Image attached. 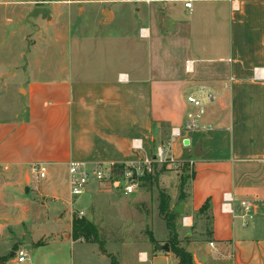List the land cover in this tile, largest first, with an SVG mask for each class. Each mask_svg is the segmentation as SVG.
<instances>
[{"label":"crops","instance_id":"crops-1","mask_svg":"<svg viewBox=\"0 0 264 264\" xmlns=\"http://www.w3.org/2000/svg\"><path fill=\"white\" fill-rule=\"evenodd\" d=\"M147 3L133 10L136 22L128 31L125 55L115 51L98 57L105 43L77 46L65 40L63 47L51 42L49 64L29 57L37 45L27 53L21 48L24 61L17 64L15 38L22 27L2 17L0 0L3 40L12 27V39L0 40V51L7 52L0 60V87L18 73L23 78L15 116L0 117V241L5 243L0 264H55L41 252L18 262L15 251L28 244L32 251L63 241L72 248L95 244L72 237V211L81 196L71 195L69 163L142 161L152 154L153 144H161L165 135L169 139L172 128L183 124L193 109L188 96L204 100L203 120L211 128L184 132L188 141L173 142L174 156L194 169L179 219V246L191 253L193 264H264V0ZM88 11L91 18L100 14L98 30L116 19L114 10L111 15ZM140 21L145 24L137 27ZM188 59L194 60L192 72L185 69ZM135 139L142 140V150L132 148ZM36 164H46V178L34 179ZM226 192L255 202L253 221L245 222L238 203L234 213L223 211ZM48 207L55 210L53 224L41 230L42 221L50 222ZM156 240L121 244L119 264H180L171 247L162 248L169 242ZM96 253L108 256L100 249Z\"/></svg>","mask_w":264,"mask_h":264},{"label":"rangeland","instance_id":"rangeland-1","mask_svg":"<svg viewBox=\"0 0 264 264\" xmlns=\"http://www.w3.org/2000/svg\"><path fill=\"white\" fill-rule=\"evenodd\" d=\"M147 2L148 0H3L2 17L13 18L16 23L13 26L22 27L23 31L15 38L20 50L14 53L13 61L17 64L22 63L24 59L20 55L21 48H24L27 53L32 46L37 45L39 49L29 57L36 64H49L53 57L49 45L57 41L62 43L61 47H63L65 40H72L73 43H77V46H96L99 43H105L106 45L102 46L106 47V51L99 48L98 57L113 55L115 51L120 52L121 56L125 55L129 50L128 31L134 28L133 24L136 22L133 10L141 7L145 9ZM38 6H49L51 17L30 15V12ZM89 9H92L94 14L100 13L101 10H108L106 14L110 15L112 14L110 10H114L116 19L110 26L98 30L97 25L101 23V17H98L100 14L91 18L88 16ZM145 15L146 11L143 10L142 16ZM141 22L137 24V27L145 24V21ZM9 24L12 23L9 21ZM7 28V36L4 40L0 37L1 41L6 42L12 39L11 25ZM66 36L69 39H66ZM97 50L94 51L96 57ZM6 54L0 51V60H4ZM10 57L12 58L9 54ZM22 79V75L18 73L7 79V87H0V117L11 119L15 116L14 111L18 105L15 99L16 92ZM165 131L167 134V130ZM167 141L168 136L165 135L159 142L166 144ZM161 144H153L152 154ZM178 145L175 144L176 149ZM142 167L143 170L137 180L136 193L124 195L113 190L109 184H102L94 187V192L91 190L83 194L72 211L73 220L78 216V212L85 211L82 218L93 225L103 240L107 252L115 253L119 261L121 254L119 256L118 252L121 244L137 242L138 246L141 245L139 243H156V238L165 239L169 244L172 242V246L179 243L176 234L181 230L179 219L185 214V210L183 213H178L176 207L185 202L189 183L194 176L193 165L190 161L179 160L174 156V159L153 161L149 166L143 162ZM61 181L65 182L64 175ZM162 198L164 199L163 209L161 208ZM90 202L95 206L92 214L89 212L91 211L88 205ZM48 210L50 222L45 224L42 221L43 229L41 230L50 229L48 227L53 224L55 210L50 207ZM40 212L44 218L43 210L40 209ZM35 229L36 233H40L38 228ZM29 239L30 235L26 236V241ZM2 241H0V250L5 244ZM32 249L30 244L25 247L28 255L32 256L33 253L38 256L41 252L42 257L48 255L55 264H111L109 256H97L96 251L100 249L98 244H78L72 248L69 242L63 241L61 245L41 247L33 251ZM39 259L40 257L37 258L38 261Z\"/></svg>","mask_w":264,"mask_h":264},{"label":"built area","instance_id":"built-area-1","mask_svg":"<svg viewBox=\"0 0 264 264\" xmlns=\"http://www.w3.org/2000/svg\"><path fill=\"white\" fill-rule=\"evenodd\" d=\"M186 7H192L191 1L185 2ZM185 69L187 72L194 70V60H186ZM258 71V69H256ZM125 79V76H121ZM209 99V96H208ZM187 101L193 107L192 110L186 113L183 124L178 127H173L171 137L166 144H161L156 148L154 154L143 159L146 165H150L153 161H163L174 159L172 146L175 139H180L183 142L189 138L184 136V132L190 131H206L211 128L210 125L204 123L205 102L199 97L188 96ZM132 148L136 151L144 148L141 139H135ZM125 164L123 166L117 164L106 165L98 161H71L69 163L70 173V192L73 197H80L85 194L89 188L97 187L102 184H109L113 190L124 195H132L137 191V180L143 170V162ZM48 169L46 164H36L33 167V175L36 181L46 178ZM223 211L234 213V204L238 203L241 209V216L245 222L252 220L255 216V202L252 199L243 198L237 199L231 192H226L223 197ZM85 215V211L78 212L79 218ZM184 225H188L189 217H183ZM213 245V243H211ZM15 258L18 262L23 263L28 258V253L23 248L15 251Z\"/></svg>","mask_w":264,"mask_h":264},{"label":"trees","instance_id":"trees-1","mask_svg":"<svg viewBox=\"0 0 264 264\" xmlns=\"http://www.w3.org/2000/svg\"><path fill=\"white\" fill-rule=\"evenodd\" d=\"M161 205H162L161 208L163 209L164 207L163 198ZM175 217L177 216L175 215ZM72 237L74 240H84L86 242L98 244L100 251L104 254H107L111 258L112 264H119V261L117 260L116 256L114 254L107 252L103 240H101V238L99 237V233L95 230L93 225L87 222L84 218L76 217L73 220ZM170 247L172 251L176 254V256L179 258L180 264H193L191 253H189L185 248L179 246V243L178 244L175 243L172 246V242H170Z\"/></svg>","mask_w":264,"mask_h":264},{"label":"water","instance_id":"water-1","mask_svg":"<svg viewBox=\"0 0 264 264\" xmlns=\"http://www.w3.org/2000/svg\"><path fill=\"white\" fill-rule=\"evenodd\" d=\"M108 12V10H106ZM39 14L41 15L42 18L45 17H51V8L49 6H38L35 7L31 12L30 15H36ZM196 156H199V154L197 152H195ZM184 208H185V204L181 203L178 204L176 207V210L178 213H183L184 212ZM164 250L166 251H170V244L166 243L163 247Z\"/></svg>","mask_w":264,"mask_h":264}]
</instances>
